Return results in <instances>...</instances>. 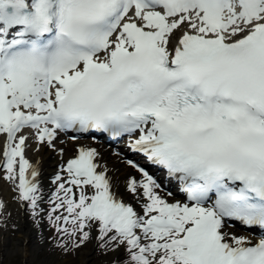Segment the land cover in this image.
Here are the masks:
<instances>
[{"label": "snow or ice", "instance_id": "1", "mask_svg": "<svg viewBox=\"0 0 264 264\" xmlns=\"http://www.w3.org/2000/svg\"><path fill=\"white\" fill-rule=\"evenodd\" d=\"M69 133L145 163L115 151L138 173L121 175L74 149L48 199L64 254L95 240L110 264H264V0H0V178L37 224L26 150L62 157Z\"/></svg>", "mask_w": 264, "mask_h": 264}, {"label": "bare ground", "instance_id": "2", "mask_svg": "<svg viewBox=\"0 0 264 264\" xmlns=\"http://www.w3.org/2000/svg\"><path fill=\"white\" fill-rule=\"evenodd\" d=\"M80 144H91L97 147L108 166L112 168L113 166L119 170L121 175H125L131 172L133 175H138L132 169H128L120 161L111 162L109 156L106 154V145L100 144L93 140V138L87 139H77L73 141L70 138H66L65 134H61L56 141V146L58 149H64V155L61 157L58 152H54L51 149L44 147L39 152L34 151L35 145L26 150V156L31 162L39 161V166L41 169V183L43 185V195L44 199L49 197L53 192H55V184L52 183L60 167L74 154V149ZM124 145H119V151L123 156L127 158H132L134 160H139L141 164V159H137V155L127 150ZM57 158V161H54ZM2 177V173H0ZM0 181H5L0 178ZM13 187L7 188L1 186L0 188V201H2L5 207L0 213V219L6 223L4 232L0 235V261L9 253H15L19 257L22 264H110L112 260L111 255H104L101 250L96 247V241L92 240L88 242L83 247L78 248L80 251V259L77 258L76 250L70 251L68 254H64L63 250H59L57 255L48 256L42 262L37 263L36 255L33 253L35 250H50L49 245H44L41 242L44 232L42 231L43 226L46 225V220H41L38 224L33 221L32 217L27 213L26 205L22 206V203L16 199L17 193L14 192ZM174 195L181 199L182 197L178 194L177 189H172ZM48 202V201H47ZM41 207L45 210L48 207V203L44 201ZM13 211L16 214V219L9 220V212ZM13 229L18 231L15 239L12 238ZM235 235H248L253 240L257 237L248 231H241L237 227L232 226L228 229Z\"/></svg>", "mask_w": 264, "mask_h": 264}, {"label": "rangeland", "instance_id": "3", "mask_svg": "<svg viewBox=\"0 0 264 264\" xmlns=\"http://www.w3.org/2000/svg\"><path fill=\"white\" fill-rule=\"evenodd\" d=\"M83 139H87V138H83ZM94 141H96V142H98L100 144H103L101 141H98V140H94ZM117 150H118L117 146H107L106 145L105 152L109 156V159H110L111 162H119V157H117L116 155L113 154ZM54 161H57V158H54ZM123 164L125 166H127L126 163H123ZM128 169H131V168L128 167ZM136 174H138V173H136ZM1 186H5L7 188H10V186L13 187L7 181H0V188H1ZM55 187H56V185H55ZM49 197L44 199V201H46V203H48L47 201H48ZM50 207H51V205H49V203H48V207L44 210V212L41 214V216L38 217L37 219L39 220V222H41V220H44V221L46 220V222H45L46 225H44L43 229H42V231L44 232V235L42 236L41 242L44 245H49V247H51L52 251H50L48 249L43 250V251L35 250L33 253H35V255H36L37 263L42 262L48 256H53L54 254L57 255L59 253V250H60V248H57V247L54 246L55 241L53 240V237L55 235V232H54V229L50 227L49 222L47 220V212H48ZM0 213H2V212H0ZM27 213L31 216V212H30L29 209H27ZM8 218H9V220H13L14 221L16 219L15 212L10 211ZM5 226H6V223L3 220L0 219V235H2V233L4 232ZM17 234H18V231L16 229L15 230L13 229L12 238L15 239ZM61 250H63V249H61ZM80 253L81 252L76 249V255H77L78 259H80V257H81ZM0 264H22V262L19 259V257L16 256L15 253H12V254L9 253L0 261Z\"/></svg>", "mask_w": 264, "mask_h": 264}]
</instances>
